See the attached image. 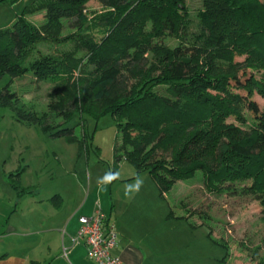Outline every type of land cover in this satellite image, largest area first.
Here are the masks:
<instances>
[{
	"label": "trees",
	"instance_id": "obj_1",
	"mask_svg": "<svg viewBox=\"0 0 264 264\" xmlns=\"http://www.w3.org/2000/svg\"><path fill=\"white\" fill-rule=\"evenodd\" d=\"M89 1L31 0L0 29V76L31 73L52 84L53 99L36 112L6 84L0 107L17 122L70 140L77 138L74 129L60 126L74 114L110 113L121 133L115 162L122 158L148 173L161 194L200 171L211 190L249 181L242 193L264 208V105L252 99L254 92L264 99V1L202 0L200 32L173 48L159 39L187 33L185 0H96L102 10L88 15ZM39 12L44 22L36 26L28 16ZM64 21L74 29L69 35L62 34ZM65 42L73 43L71 51L35 50ZM77 51L85 54L75 57ZM148 51L153 61L146 69ZM82 62L93 69L80 70ZM240 71H248L242 81ZM157 86L165 94L154 91ZM244 112L246 127L240 125Z\"/></svg>",
	"mask_w": 264,
	"mask_h": 264
},
{
	"label": "rangeland",
	"instance_id": "obj_2",
	"mask_svg": "<svg viewBox=\"0 0 264 264\" xmlns=\"http://www.w3.org/2000/svg\"><path fill=\"white\" fill-rule=\"evenodd\" d=\"M30 2L18 0L14 4H0V29L10 26L15 15ZM184 5L189 17L187 33L181 39L162 36L161 45L173 48L200 32L198 13L202 0H185ZM101 10L96 0L86 5L88 15ZM28 20L41 25L43 12L28 16ZM146 28L149 29V23ZM73 31L65 22L62 34L69 35ZM72 49V42L35 46V50L43 53ZM84 54L77 51L75 57ZM145 57L144 68L148 69L153 61L152 52L148 51ZM243 58L235 56L236 61ZM82 69L91 71L93 65L82 62ZM245 74L238 73L241 81L248 76V71ZM6 84L21 102L31 105L36 112L44 110L53 100L49 96L52 84L36 79L31 73L12 80L7 75L0 76V88ZM153 90L165 94L164 87L157 86ZM252 99L263 107L264 99L256 92ZM243 115L246 123L240 125L246 127L250 118L247 112ZM229 121L238 124L232 119ZM60 127H72L77 138H51L33 125L15 121L9 108L0 107V179L3 172L9 171L10 183L14 181L20 187L35 190L23 200L27 208L30 202L60 194L65 197L66 205L78 209V214L98 205L105 216L113 218L122 204H129L128 213L136 215V211L131 210L132 205L144 202L149 207L139 210L136 217L141 221L150 217L156 221L146 228L152 232L159 224L160 232L168 236L171 257H179L181 264H264V208L253 194L242 193L241 188L250 185L249 181L211 190L197 171L191 178L177 180L161 194L148 173H138L122 158L115 162L113 148L120 147L121 133L117 132L110 113L98 117L74 114ZM126 217L123 215L119 220Z\"/></svg>",
	"mask_w": 264,
	"mask_h": 264
},
{
	"label": "crops",
	"instance_id": "obj_3",
	"mask_svg": "<svg viewBox=\"0 0 264 264\" xmlns=\"http://www.w3.org/2000/svg\"><path fill=\"white\" fill-rule=\"evenodd\" d=\"M10 175L5 171L0 179V264H97L87 258L81 242L73 243L78 217L92 214L96 207L78 214V209L65 204V197L54 194L30 202L27 208L23 200L35 190L17 192L10 185ZM55 195L59 199L53 201ZM132 206L136 215L149 207L144 202ZM129 208L122 204L113 218L108 216L118 233L112 253L122 264H181L179 257H171L168 236L160 232L159 224L153 227L155 232L147 230L156 221L151 217L141 221L128 213ZM123 215L127 217L120 221Z\"/></svg>",
	"mask_w": 264,
	"mask_h": 264
},
{
	"label": "built area",
	"instance_id": "obj_4",
	"mask_svg": "<svg viewBox=\"0 0 264 264\" xmlns=\"http://www.w3.org/2000/svg\"><path fill=\"white\" fill-rule=\"evenodd\" d=\"M78 224L73 243L81 242L85 246L88 259L97 264H122L112 253L117 243V230L98 205L92 214L79 216Z\"/></svg>",
	"mask_w": 264,
	"mask_h": 264
}]
</instances>
